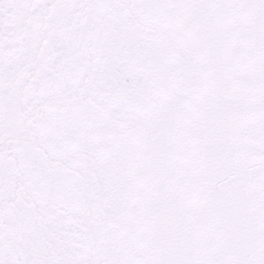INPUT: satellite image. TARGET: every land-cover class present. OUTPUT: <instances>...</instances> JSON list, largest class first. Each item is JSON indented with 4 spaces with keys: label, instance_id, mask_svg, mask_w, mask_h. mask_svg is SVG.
Masks as SVG:
<instances>
[{
    "label": "snow or ice",
    "instance_id": "obj_1",
    "mask_svg": "<svg viewBox=\"0 0 264 264\" xmlns=\"http://www.w3.org/2000/svg\"><path fill=\"white\" fill-rule=\"evenodd\" d=\"M0 264H264V0H0Z\"/></svg>",
    "mask_w": 264,
    "mask_h": 264
}]
</instances>
